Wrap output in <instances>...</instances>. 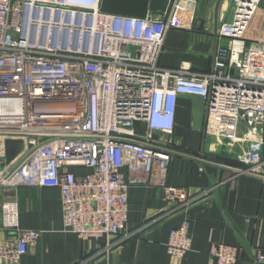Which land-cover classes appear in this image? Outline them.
Segmentation results:
<instances>
[{"label":"built area","instance_id":"built-area-1","mask_svg":"<svg viewBox=\"0 0 264 264\" xmlns=\"http://www.w3.org/2000/svg\"><path fill=\"white\" fill-rule=\"evenodd\" d=\"M196 1L168 0L165 11L134 17L102 12V0H0V188H58L65 231L125 238L129 187L164 186L179 153L172 136L185 95L203 99L227 145L240 146L235 170L264 179V41L246 38L262 0H230L231 18L218 28L227 43L210 71L160 66L167 33L186 27ZM10 141L21 143L13 157ZM164 197L184 204L198 195L164 186ZM1 218L8 235L0 262L19 264L41 231L20 226L16 201L3 202ZM192 246L188 221L171 229L172 257ZM242 254L221 242L210 249L214 264H237ZM253 262L264 264V246L254 248Z\"/></svg>","mask_w":264,"mask_h":264},{"label":"crops","instance_id":"crops-1","mask_svg":"<svg viewBox=\"0 0 264 264\" xmlns=\"http://www.w3.org/2000/svg\"><path fill=\"white\" fill-rule=\"evenodd\" d=\"M185 12L186 27L167 33L159 64L208 72L219 43H227L215 31V12L220 26L231 18L230 0H198ZM256 12L254 29L250 25L246 34L249 45L252 32L255 40L264 41V0ZM206 112L203 99L178 98L172 137L179 153L174 154L164 180V186L198 195L196 200L169 203L164 186L132 184L127 236L84 240L63 229L58 188L6 186L0 188V241L8 235L1 229V206L11 200L18 204L20 226L41 231L19 264H214L210 249L216 242L241 246L243 254L237 264H254V248L264 246V179L235 170L243 166L236 155L240 146H228L221 122H210ZM88 172L76 168L77 174ZM183 221L190 223L193 246L179 260L169 254L167 242L171 229Z\"/></svg>","mask_w":264,"mask_h":264},{"label":"water","instance_id":"water-1","mask_svg":"<svg viewBox=\"0 0 264 264\" xmlns=\"http://www.w3.org/2000/svg\"><path fill=\"white\" fill-rule=\"evenodd\" d=\"M168 0H102L101 11L117 15L145 17L153 11H165ZM215 31L218 33V12H215Z\"/></svg>","mask_w":264,"mask_h":264},{"label":"trees","instance_id":"trees-1","mask_svg":"<svg viewBox=\"0 0 264 264\" xmlns=\"http://www.w3.org/2000/svg\"><path fill=\"white\" fill-rule=\"evenodd\" d=\"M21 147V143L17 141H10L8 145V156L13 157ZM11 153V154H10Z\"/></svg>","mask_w":264,"mask_h":264},{"label":"rangeland","instance_id":"rangeland-1","mask_svg":"<svg viewBox=\"0 0 264 264\" xmlns=\"http://www.w3.org/2000/svg\"><path fill=\"white\" fill-rule=\"evenodd\" d=\"M257 13V12H256ZM255 16H256V14H255ZM255 18V17H254ZM254 20V19H253ZM254 28H253V21L251 22V31L253 30ZM253 33V34H252ZM251 33V44H252V42H254V41H258V40H255L256 38V34H254V32H252ZM257 36H259V35H257Z\"/></svg>","mask_w":264,"mask_h":264}]
</instances>
